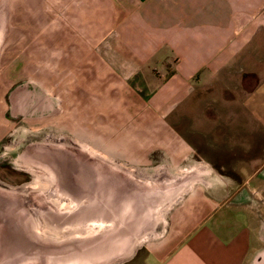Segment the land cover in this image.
<instances>
[{
	"label": "crops",
	"instance_id": "0c3cea01",
	"mask_svg": "<svg viewBox=\"0 0 264 264\" xmlns=\"http://www.w3.org/2000/svg\"><path fill=\"white\" fill-rule=\"evenodd\" d=\"M23 1L17 5L25 7ZM33 1L38 10L29 38L35 56L56 50L52 40L62 32L57 23L63 17L66 52L98 56L116 72L118 86L146 93L143 110L132 104L127 111L117 105L105 110L104 97L89 98L88 61L64 67L80 72L63 82L81 88L77 101L96 99V110H86L80 119L81 132L102 157L96 160L101 181L95 191L81 186L78 206L64 209L66 226L84 234L75 241L72 233L66 235L54 250L34 255L33 263L137 264L141 256V264H264V161L239 183L212 159L195 155L177 127L186 117L177 109L191 95L196 73L226 68L234 55L248 51L250 40L262 36L264 0ZM35 58V65L46 64V58ZM101 62L97 71L105 69ZM58 67L50 63L48 69ZM34 79L58 96L52 89L61 85L57 79L49 85ZM148 86H153L150 92ZM163 136L176 146L162 144ZM106 150L112 160L103 157ZM89 246L95 251L90 253Z\"/></svg>",
	"mask_w": 264,
	"mask_h": 264
},
{
	"label": "rangeland",
	"instance_id": "374dc122",
	"mask_svg": "<svg viewBox=\"0 0 264 264\" xmlns=\"http://www.w3.org/2000/svg\"><path fill=\"white\" fill-rule=\"evenodd\" d=\"M18 1L0 0V264H34V255L54 250L61 238L72 233L75 241L84 234L71 232L64 212L66 207L78 206L76 195L80 197L81 186L67 184L59 177L65 170L68 175L95 172L94 164L102 157H98L92 140H86L90 136L81 132L80 117L84 118L88 109L96 110L97 104L96 99L88 104L77 101L78 96L74 95L81 88L70 89L63 82H70L73 73L80 72L64 67L88 61L89 98L104 97L105 110L117 105L127 111L131 104L136 109L140 105L143 110L146 97L142 87L139 90L121 83L118 86L116 72L109 70L98 56L66 52L63 17L57 23L62 32L52 40L57 42L56 52L48 54L46 50L48 55L35 56L29 36L33 31L32 16L38 8L33 0H24L25 7L17 5ZM44 10L48 14V5ZM260 35L249 41L246 53L234 55L226 68L197 72L191 95L177 109L186 116L177 120V127L186 133L193 153L212 159L218 169L239 183L264 161V31ZM35 57L46 58V64L35 65ZM98 61L105 63V69L96 70ZM50 63H57L58 70H49ZM34 78L46 85L57 79L61 85L52 89L58 96H52L48 86H38ZM146 88L150 92L153 86ZM117 95L130 97L131 102L122 103L120 98L118 102ZM162 141L176 146L166 136ZM49 152L51 161L39 159ZM103 157L113 159L107 150ZM62 161V167L56 164ZM108 168L111 169L106 166L105 170ZM91 200L94 205L96 199ZM64 242L59 245L64 246ZM95 249L89 246L90 253ZM141 260L140 256L137 264Z\"/></svg>",
	"mask_w": 264,
	"mask_h": 264
},
{
	"label": "bare ground",
	"instance_id": "6f19581e",
	"mask_svg": "<svg viewBox=\"0 0 264 264\" xmlns=\"http://www.w3.org/2000/svg\"><path fill=\"white\" fill-rule=\"evenodd\" d=\"M57 158L59 159V156H57ZM39 159L40 160L51 161L53 159V156H50V152H49L48 154H46L45 156H43V157H41ZM60 160H62V158H60ZM44 164H48V163H44ZM56 164L62 167L63 161L61 163H59V164L58 163H56ZM94 165H97V163L95 162ZM61 167H59V168H61ZM97 169L98 168L96 166V170ZM96 170H95L94 173H88L89 175H84L82 177H81V174H77V175L71 174V175H68V174H66V170H65L64 174H62V177H59V180H62L63 182H65L66 180L71 181V182H73V185H75L76 187H78V186H85V188L83 189L84 191L86 189H89V190H93L94 189V191H95V187L98 184L97 181H101V178L96 177V175L98 174V172H96ZM86 173L87 172H83V174H86ZM105 174H107L108 176L106 175L107 177H105L104 179L108 178V179L111 180V176H109L110 174L109 173H105ZM108 179H106V182L107 183L108 182H111ZM89 190H87V191H89ZM89 193H91V192L89 191Z\"/></svg>",
	"mask_w": 264,
	"mask_h": 264
}]
</instances>
